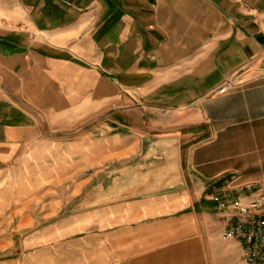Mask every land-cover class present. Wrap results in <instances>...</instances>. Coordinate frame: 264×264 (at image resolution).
Here are the masks:
<instances>
[{
	"label": "crops",
	"instance_id": "1",
	"mask_svg": "<svg viewBox=\"0 0 264 264\" xmlns=\"http://www.w3.org/2000/svg\"><path fill=\"white\" fill-rule=\"evenodd\" d=\"M260 182L264 0H0V264H242L215 198Z\"/></svg>",
	"mask_w": 264,
	"mask_h": 264
},
{
	"label": "built area",
	"instance_id": "2",
	"mask_svg": "<svg viewBox=\"0 0 264 264\" xmlns=\"http://www.w3.org/2000/svg\"><path fill=\"white\" fill-rule=\"evenodd\" d=\"M239 76V71L232 74L215 94L238 89L241 85ZM215 199L218 207L228 211L230 217L222 239L242 245V264H264V182L251 184L232 196Z\"/></svg>",
	"mask_w": 264,
	"mask_h": 264
},
{
	"label": "rangeland",
	"instance_id": "3",
	"mask_svg": "<svg viewBox=\"0 0 264 264\" xmlns=\"http://www.w3.org/2000/svg\"><path fill=\"white\" fill-rule=\"evenodd\" d=\"M263 73V72H261ZM250 75H258L256 71H251ZM100 120L98 119H91L87 120L85 119L81 123L75 125V126H69L64 129H52L48 125V132L47 136L49 141L51 142H57V141H63L65 143L73 142L77 139H81L83 136H86L88 134L89 130L93 129V126L95 124H98ZM71 181L63 182V183H49L46 187H43L41 193H38L36 195L35 200H33V206H39V205H49V206H55L57 205H77L81 204V199H72V193H71ZM80 200V201H79ZM20 215H17L18 218ZM18 220L15 219V226H18L17 223ZM2 233V231H0ZM10 233L15 234V236H19L20 233H22V230H12ZM4 246H0V249H2Z\"/></svg>",
	"mask_w": 264,
	"mask_h": 264
}]
</instances>
